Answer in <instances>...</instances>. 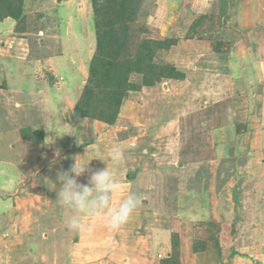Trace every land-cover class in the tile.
<instances>
[{
    "label": "rangeland",
    "instance_id": "1",
    "mask_svg": "<svg viewBox=\"0 0 264 264\" xmlns=\"http://www.w3.org/2000/svg\"><path fill=\"white\" fill-rule=\"evenodd\" d=\"M102 1L25 0L0 28V96L11 99L0 114V264H191L193 251L198 264H264V0H136L128 46L172 39L151 61L184 77L145 86L131 72L139 87L110 124L74 122ZM76 156L90 161L82 184L107 165L115 173L113 207L140 196L118 230L104 214L85 218L88 232L66 227L51 189Z\"/></svg>",
    "mask_w": 264,
    "mask_h": 264
},
{
    "label": "trees",
    "instance_id": "2",
    "mask_svg": "<svg viewBox=\"0 0 264 264\" xmlns=\"http://www.w3.org/2000/svg\"><path fill=\"white\" fill-rule=\"evenodd\" d=\"M24 1L0 0V21L7 18L12 21L18 20ZM108 1L103 0L99 8L95 7L94 10L95 18L98 16L100 18L102 13L101 19L95 21L96 53L91 58L86 84L83 85L71 114L74 122L82 117L97 118L99 116L100 120L110 124L116 118L122 98L128 94L129 90L139 87L128 80L131 72L142 74V82L145 86H151L165 77L176 79L184 77V73H180L174 66L162 67L151 61L152 55L157 50L167 49L172 45V39H140L133 42L134 47L128 46L131 37L128 33L127 21L134 20L138 12L139 5L136 0H114L112 3ZM131 41L134 40L131 38L129 43ZM219 41L222 39L219 38ZM216 44L218 50L221 49L222 43ZM135 47L133 51L135 54H131V48ZM239 128H241L240 125L237 126V129ZM31 130L36 134L33 140L41 142L40 131L37 128ZM5 174L8 175L7 169ZM162 262L169 264L167 260ZM175 262L178 264L177 260Z\"/></svg>",
    "mask_w": 264,
    "mask_h": 264
},
{
    "label": "clouds",
    "instance_id": "3",
    "mask_svg": "<svg viewBox=\"0 0 264 264\" xmlns=\"http://www.w3.org/2000/svg\"><path fill=\"white\" fill-rule=\"evenodd\" d=\"M57 134V133H56ZM70 134L71 133H65ZM60 136V134H57ZM50 143L54 142L53 137L47 138ZM59 156V152L56 153ZM122 156V151L113 149L107 154V158L118 161ZM83 157V156H82ZM81 156L73 157L74 164L67 171L60 170L57 173V180L54 183L58 206L68 212L63 220L66 227L73 232L82 233L91 230V225L85 222V218H92L101 214L105 215L107 227L118 230L125 225L136 210L141 205V198L135 193L129 194L121 201L117 207L112 206L114 193L120 190V183L115 173L108 168L92 171L89 182L82 184L78 182V177L83 175L88 169L90 161L86 164L80 163ZM93 159L105 161L101 156ZM106 162V161H105ZM48 181L45 178V182Z\"/></svg>",
    "mask_w": 264,
    "mask_h": 264
},
{
    "label": "crops",
    "instance_id": "4",
    "mask_svg": "<svg viewBox=\"0 0 264 264\" xmlns=\"http://www.w3.org/2000/svg\"><path fill=\"white\" fill-rule=\"evenodd\" d=\"M4 20H7V21H5V22H3ZM3 21H0V28L2 27V28H8L9 26H10V24L12 23V20H10V19H4ZM2 91L0 90V93H1ZM2 94V93H1ZM0 94V95H1ZM9 100L11 101V99H10V97H9ZM8 99H5V98H1V96H0V114L4 117V116H6L7 115V112L5 111V110H7V109H5V106H7V105H9V103H10V101H9ZM4 106V107H3ZM9 118V116L7 115L6 116V118ZM9 121H10V123H11V120H6V123H9ZM1 125H3V120L1 119V117H0V127H1ZM232 221H235V219H232ZM191 223V222H190ZM129 244V243H128ZM108 251H110V249L108 250ZM136 251L137 250H135L134 251V248L132 247L131 248V251L130 252H128V254H129V256H131V255H133V254H136ZM111 252V251H110ZM126 252H127V250H126ZM171 253H172V248H171ZM171 253L169 252L168 253V255L166 256V258L168 259L170 256H171ZM202 253H204V252H201V253H199V254H202ZM182 254H187V255H191V257H190V262H191V264H198V263H200L202 260L200 259L199 260V262L197 263V262H194L193 263V260H194V256L196 255V258H197V255L199 256V254L198 253H196L195 251H193L191 254H190V251H183V253ZM101 255H102V252H101ZM196 258H195V260H196ZM104 264H107V263H104ZM125 264H136V263H131V262H129V263H125ZM137 264H140V263H137ZM156 264H161V263H156Z\"/></svg>",
    "mask_w": 264,
    "mask_h": 264
}]
</instances>
